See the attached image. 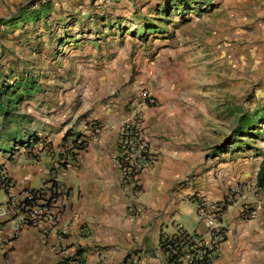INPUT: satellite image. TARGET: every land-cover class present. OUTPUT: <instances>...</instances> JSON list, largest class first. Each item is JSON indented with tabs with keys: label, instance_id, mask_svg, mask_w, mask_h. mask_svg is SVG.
<instances>
[{
	"label": "rangeland",
	"instance_id": "obj_1",
	"mask_svg": "<svg viewBox=\"0 0 264 264\" xmlns=\"http://www.w3.org/2000/svg\"><path fill=\"white\" fill-rule=\"evenodd\" d=\"M2 20L0 88L11 115L0 114V156L44 155L60 169L72 150L63 136L78 123L89 135L91 120L111 106L129 113L146 91L157 103L144 115L152 138L191 157L190 200L222 204L231 221L264 198L254 188L264 154V0H0ZM28 76L39 91L13 102ZM243 116L257 122L241 137ZM15 130L37 144L7 143ZM197 205L179 216L188 231L200 225Z\"/></svg>",
	"mask_w": 264,
	"mask_h": 264
},
{
	"label": "crops",
	"instance_id": "obj_2",
	"mask_svg": "<svg viewBox=\"0 0 264 264\" xmlns=\"http://www.w3.org/2000/svg\"><path fill=\"white\" fill-rule=\"evenodd\" d=\"M121 110L111 106L102 113L101 122L91 120L100 126L95 136L84 131V123L68 132L81 135L85 147L76 151V161L67 167L56 168L44 155L35 159L0 156L1 174L9 179L13 194L54 186L57 193L50 188L48 193L56 199L54 231L61 234L58 238L54 232L46 235L24 227L12 236L9 223L0 221V264H60L59 247L78 254L84 264H129L131 256L138 257V264H164L159 255L162 237L175 235L178 227L186 233H205L200 222L197 229L188 231L178 221L183 212H192L189 203L197 205L190 200L191 180L183 173L191 157L179 151L172 156L173 150L163 146L162 140H154L150 134L153 121L145 123L144 134L156 161L141 174L138 195L122 188L112 160L121 123L128 114ZM26 136L31 137L15 130L7 143L19 147ZM5 201L6 195L0 204ZM255 206L252 220L239 217L245 206L235 210L231 221L223 212L226 240L213 264H264V198Z\"/></svg>",
	"mask_w": 264,
	"mask_h": 264
},
{
	"label": "built area",
	"instance_id": "obj_3",
	"mask_svg": "<svg viewBox=\"0 0 264 264\" xmlns=\"http://www.w3.org/2000/svg\"><path fill=\"white\" fill-rule=\"evenodd\" d=\"M156 105V98L146 91L137 96L121 123L112 155L114 170L119 176L122 188L136 195L140 193L141 174L156 161L144 134L145 111ZM99 129L100 126L96 122L91 121L87 124V130L92 136L98 134ZM67 160L70 161L69 158ZM55 167L57 168L56 165ZM10 185L9 179L0 173V190L6 195L5 203L0 204V221L5 220L4 223H9L11 235L15 236L24 227H33L43 234L54 232L58 238L61 237V234L54 231L56 199L48 193V188L55 191L54 186L31 189L15 195L10 191ZM256 213L255 205L245 206L240 210L239 217L243 220H252ZM196 216L204 225L205 233L195 235L186 233L178 227L175 235L168 236L169 241L172 239L173 242L171 252L177 258L169 262L167 258L169 252L165 254L160 249L159 255L163 258L164 264H213L218 258L221 245L226 240V232L221 224L223 205L204 201L198 206ZM59 253L60 264H84L81 258L70 252L67 247H59ZM138 262L137 256H131L129 259V264Z\"/></svg>",
	"mask_w": 264,
	"mask_h": 264
},
{
	"label": "trees",
	"instance_id": "obj_4",
	"mask_svg": "<svg viewBox=\"0 0 264 264\" xmlns=\"http://www.w3.org/2000/svg\"><path fill=\"white\" fill-rule=\"evenodd\" d=\"M43 8V7H42ZM30 16L27 17V20H34L38 19L40 13L38 12H31L29 14ZM1 25H8L9 22L2 20L0 21ZM17 23V22H14ZM13 23V24H14ZM15 90L16 93L14 94V101H23L25 98H33V95L39 91V85L38 83L33 79V76H28L26 78H21L17 81L15 84ZM7 99V93L5 88H0V113L2 115H11L7 110V107L5 105V102L2 101ZM257 121L253 122L251 117L249 116H243L242 119L240 120V125L237 128V132L239 133V136H245L248 133V130L251 127H255V123ZM81 135L79 134H73V133H68L66 136H64L63 143L65 144L66 142H69L71 144V151L66 152V154H63L64 161L62 162L61 166L67 167L70 165L71 162L76 161V157L78 156L77 152L78 150L84 149L85 145L84 142L81 140ZM30 142L28 143L26 141L20 142L21 147H31L32 144H35L38 142V140H29ZM67 151V150H66ZM67 158L70 159V161L67 160ZM2 170H0L1 173ZM254 188L256 189L257 192H264V154H262V161L259 164L258 171L256 173V178L254 182ZM224 208V207H223ZM173 242L172 239L169 241L168 237H162L160 240V249L163 253H168V260L169 262H173L177 256L174 255L171 252ZM171 247V248H170ZM78 255V254H77ZM79 256V255H78ZM83 261V259H81Z\"/></svg>",
	"mask_w": 264,
	"mask_h": 264
}]
</instances>
